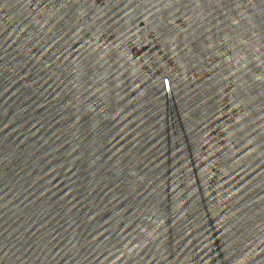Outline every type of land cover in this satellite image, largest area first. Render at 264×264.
I'll list each match as a JSON object with an SVG mask.
<instances>
[{
	"label": "water",
	"instance_id": "obj_1",
	"mask_svg": "<svg viewBox=\"0 0 264 264\" xmlns=\"http://www.w3.org/2000/svg\"><path fill=\"white\" fill-rule=\"evenodd\" d=\"M0 264H264V0H0Z\"/></svg>",
	"mask_w": 264,
	"mask_h": 264
}]
</instances>
